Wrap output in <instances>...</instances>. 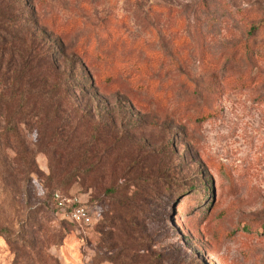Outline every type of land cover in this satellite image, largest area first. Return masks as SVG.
I'll return each instance as SVG.
<instances>
[{
  "label": "rangeland",
  "instance_id": "374dc122",
  "mask_svg": "<svg viewBox=\"0 0 264 264\" xmlns=\"http://www.w3.org/2000/svg\"><path fill=\"white\" fill-rule=\"evenodd\" d=\"M7 2L0 88L22 59L68 78L82 155L0 121V264H264V0Z\"/></svg>",
  "mask_w": 264,
  "mask_h": 264
},
{
  "label": "trees",
  "instance_id": "16d2710c",
  "mask_svg": "<svg viewBox=\"0 0 264 264\" xmlns=\"http://www.w3.org/2000/svg\"><path fill=\"white\" fill-rule=\"evenodd\" d=\"M22 6L24 5L20 3L16 8L14 3L0 0V47L11 44L17 39L18 34L23 32L27 20H25L26 12ZM262 28L264 29V24L261 23L252 25L248 39L255 38ZM246 45L247 52H257L263 55L257 51L260 50L259 48L251 49L252 45L249 40ZM260 46H264V42ZM43 68L40 64L31 65L22 59L12 83L0 88V121L5 119L6 124L2 133L17 134L23 131L22 126L25 125L26 127H36L40 130L41 135L38 146L44 150L52 149L60 163L71 160H64L63 154L68 156L78 154L80 159L81 145L74 142L75 137L72 136L74 134L72 130L68 129L69 115L66 114L67 110L72 111L75 108L70 98L66 97V94L72 92L74 88L71 87L68 78L50 83L49 77L45 75L46 69ZM27 72H29L28 76H26ZM16 93L18 94L17 99L15 98ZM65 105L67 108L63 110ZM17 107L23 109L15 111ZM1 135L0 133V138ZM71 145H73L72 148H70ZM94 154L95 152L91 153L92 156ZM78 166L75 164L69 171L70 173L68 172L69 178L77 176L79 173L83 174L84 167ZM135 216V214L132 216V222L135 221Z\"/></svg>",
  "mask_w": 264,
  "mask_h": 264
},
{
  "label": "built area",
  "instance_id": "2783aa9c",
  "mask_svg": "<svg viewBox=\"0 0 264 264\" xmlns=\"http://www.w3.org/2000/svg\"><path fill=\"white\" fill-rule=\"evenodd\" d=\"M55 199L59 201V204L61 206L63 207L68 206L66 205L63 197L58 192L55 193ZM66 215L72 223L80 227L89 226L93 222V218L89 210L80 201L75 200L74 203L68 207V211Z\"/></svg>",
  "mask_w": 264,
  "mask_h": 264
}]
</instances>
